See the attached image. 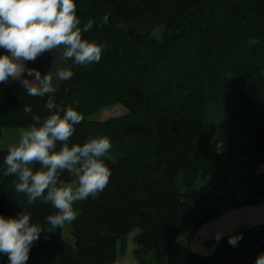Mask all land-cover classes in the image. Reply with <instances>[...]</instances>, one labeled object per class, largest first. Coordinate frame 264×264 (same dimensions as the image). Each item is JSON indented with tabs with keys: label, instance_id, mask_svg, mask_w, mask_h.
Instances as JSON below:
<instances>
[{
	"label": "trees",
	"instance_id": "1",
	"mask_svg": "<svg viewBox=\"0 0 264 264\" xmlns=\"http://www.w3.org/2000/svg\"><path fill=\"white\" fill-rule=\"evenodd\" d=\"M75 2L81 26L109 16L106 26L84 33L105 45L100 62L71 65L57 50L26 64L42 74L72 66V79L54 81L56 101L84 117L72 142L107 136L116 159L103 157L111 177L99 196L74 205L69 241L46 224L56 210L39 200L29 205L14 177L3 175L8 148H0V215L28 211L49 231L27 264L112 263L135 230L138 264H148V255L155 264L169 255L167 264H255L264 253V220L223 235L207 254L181 247L178 237L186 226L264 202V0ZM46 101L27 95L19 81L0 84V138L2 127L47 115ZM116 104L126 112L89 118ZM211 104L230 107L234 124L220 130L209 119ZM26 105L32 112L24 113ZM241 235L237 246L228 243ZM0 264H9L6 255Z\"/></svg>",
	"mask_w": 264,
	"mask_h": 264
},
{
	"label": "clouds",
	"instance_id": "2",
	"mask_svg": "<svg viewBox=\"0 0 264 264\" xmlns=\"http://www.w3.org/2000/svg\"><path fill=\"white\" fill-rule=\"evenodd\" d=\"M108 23L105 14L81 26L75 0H0V49L4 50L0 54V84L19 81L27 95L47 96V115H33L32 123L21 129L18 142L9 145L3 175L14 177L15 191L25 194L29 205L39 200L56 210L45 218L52 229L73 222L77 218L74 205L98 197L110 181L111 170L103 159L112 148L110 138L95 136L82 144L72 142L76 125L84 117L74 107L56 101L58 88L54 84L73 78L71 65L100 62L105 45L85 38L84 33ZM57 50L60 59L71 61V65L44 74L26 67V62ZM30 112L31 105H26L24 113ZM65 173L67 181L62 179ZM31 217L28 211L12 218L0 215V254L8 257L9 264H27L33 244L42 232H49ZM240 239L242 235L232 236L228 243L235 247ZM255 264H264V253L257 256Z\"/></svg>",
	"mask_w": 264,
	"mask_h": 264
},
{
	"label": "rangeland",
	"instance_id": "3",
	"mask_svg": "<svg viewBox=\"0 0 264 264\" xmlns=\"http://www.w3.org/2000/svg\"><path fill=\"white\" fill-rule=\"evenodd\" d=\"M27 78L32 79V77ZM208 110L209 119L214 121L220 130L234 124L235 122V118H231V108L228 106L211 104L208 107ZM124 112H126L125 107L121 104H116L114 106L107 107L98 113L90 115L89 118L102 120L110 116L121 115ZM231 119L232 121L230 122ZM23 128L26 127H2L0 148H8L9 145L18 142L20 131ZM106 157L114 161L116 159L114 150L110 149V151L106 154ZM259 166L260 168H264V162H262ZM262 219H264V202L256 205L239 206L216 218L210 219L199 228H194L191 225L184 227L179 234L178 243L181 247L193 248L203 254H207L212 251L215 242L223 235H226L241 225L253 224ZM135 233L136 230L127 236L126 252L124 254H118L116 260L108 264H138V261L133 254L135 247L133 236ZM62 236L66 240H71L69 223H65L62 227ZM170 259L171 256L169 255L164 264H167ZM147 261L148 264H155L152 261L151 255L147 256Z\"/></svg>",
	"mask_w": 264,
	"mask_h": 264
},
{
	"label": "crops",
	"instance_id": "4",
	"mask_svg": "<svg viewBox=\"0 0 264 264\" xmlns=\"http://www.w3.org/2000/svg\"><path fill=\"white\" fill-rule=\"evenodd\" d=\"M260 165V164H259ZM259 172L262 174V175H264V168H260V166H259ZM262 203V202H261ZM259 204V203H258ZM262 220H264V219H262ZM262 220H260V221H262ZM260 221H257V222H255V223H258V222H260ZM254 224V223H253ZM245 225V224H244ZM242 226V225H241ZM228 234V233H227ZM193 249V248H192ZM194 250V249H193ZM194 251H197V250H194ZM199 252V251H198ZM201 253V252H200Z\"/></svg>",
	"mask_w": 264,
	"mask_h": 264
}]
</instances>
